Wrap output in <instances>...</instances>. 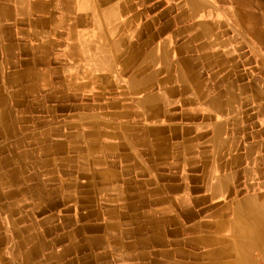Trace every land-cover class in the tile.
<instances>
[{
	"label": "crops",
	"instance_id": "obj_1",
	"mask_svg": "<svg viewBox=\"0 0 264 264\" xmlns=\"http://www.w3.org/2000/svg\"><path fill=\"white\" fill-rule=\"evenodd\" d=\"M83 5L86 11L76 10ZM84 13L88 14V22ZM101 13L108 18L107 31L116 29L123 31V35L111 42L101 32L104 37L93 50L102 48L107 57L97 61L108 64L111 74L112 57L125 54L119 62L124 77L121 80L126 81L133 74L144 77L142 81L146 76H154L151 88L136 97L142 101L156 96L157 100L148 103L149 110L145 112L137 103H131L133 96L126 87L118 86L117 99L108 102L110 109L118 105L117 110L112 114L105 112L115 123L108 122L104 127L98 122V141L104 150L91 157L85 155L86 158L81 153L77 123L65 125L63 119L60 123L63 125L49 130L44 117L35 120L31 113L38 109L56 118L55 105L44 106L45 100L52 102V75L59 72L63 75L60 81L72 80L73 66L77 62L85 64L80 59L82 54H76L82 42L72 40L70 31L80 30L82 41L88 45L95 40L94 35L90 36L91 25L98 23ZM68 16L76 21H67ZM117 17L122 21L116 22ZM0 21V130L5 117L12 131L19 134L18 138L0 135V140L4 147L11 144L15 149L20 145L30 149L29 144L35 149L46 146L49 152H39L31 160L26 171L29 180L35 175L43 176L52 194L75 187L72 190L81 199L77 208L69 204L72 210L60 211L61 214L76 217V213H84L88 208L80 215L81 219L98 220L81 221L86 228L76 234L80 243L75 247L80 250L69 255L76 264H127L125 258L134 255L167 264L168 256L162 251L165 247L157 245L151 235L162 229V211L174 216L183 230L196 221H230L243 200L264 194V0H0ZM112 23L118 27L111 29ZM52 34L60 39L61 60L57 68L50 66L49 54L55 46L47 38ZM40 35L45 39L43 45ZM129 49L132 53L128 57ZM37 50L42 55L40 59L36 58ZM19 52L27 58H18ZM40 63L44 67L37 69ZM87 69L86 65L84 71ZM24 81L28 84H23ZM72 81L78 84L77 79ZM77 92L76 97L91 95L90 100L96 99L95 94L101 95L99 91L90 92L88 87ZM57 97L61 99V93ZM73 105L58 108L68 110ZM125 122L140 126L133 128ZM90 161L94 165L86 163ZM69 174H76V178L64 179ZM214 183L217 185L212 186ZM108 186L112 194H118L111 201V217L106 209L102 210L107 206L98 203L95 196L98 192L104 197ZM181 196L183 202L174 200ZM64 209L67 207L61 208ZM56 211L59 210L49 214L56 215ZM110 218L109 232L96 226ZM59 223L64 227L70 225L67 230L75 224ZM92 224L96 225L87 228ZM132 230L134 233L130 235ZM143 236L147 244H137ZM189 236L184 230L178 235L182 239ZM89 237L102 239V246L99 249L91 244L85 246ZM171 237L167 235L170 241ZM67 244L66 241L64 245ZM185 245L183 249L191 253ZM98 255L101 260H95Z\"/></svg>",
	"mask_w": 264,
	"mask_h": 264
},
{
	"label": "bare ground",
	"instance_id": "obj_2",
	"mask_svg": "<svg viewBox=\"0 0 264 264\" xmlns=\"http://www.w3.org/2000/svg\"><path fill=\"white\" fill-rule=\"evenodd\" d=\"M42 6H43V4H42ZM49 6H50V4L48 5V7ZM84 6H86V5H83V7H78L76 10L79 11V12L86 11L87 9L84 8ZM62 8H64V6H62ZM64 10H66V9H64ZM13 12H14V10H13ZM57 12H59V11H57ZM53 13H55V12H53ZM62 17L63 16H61V18ZM71 17L68 16L67 17V21H76L75 19H73ZM94 19L95 18H93V20ZM97 19H98V23H92V25H91L92 31L90 33V36L91 37H92V35H94L93 37L95 38V40H91L88 45L85 44L82 41L81 36H80V30L74 29L73 31H70V36L69 37L72 40H74V41L81 40V42H82V48H79L78 49L79 52H76V54L77 53L82 54V56L80 57V59L85 62V64H83V65H81V64L79 65L78 62H77V65L73 66V68L71 70L69 69L70 70V73L71 74L73 73V77L75 78V80L77 79V81H78V84L76 83L77 84L76 86L79 85L77 87V89H80V88L83 89V88H87V87H88V89L91 88V86L93 84L92 83L93 82L92 72L95 73V72L98 71V73H100V71H102V70H107L106 71V74H108V71H109L108 70V64H106V63H100V62L97 61V59H99V58H106L107 57L106 54L103 53L104 52V49L99 48V50H97V51H95L93 49L96 48V45H99V43L102 41V38L104 37V36L102 37V35H100L101 32L103 34L105 32L106 36L108 38H110L111 39V42H112V38H114V33H115L116 29H114V31H110V30L107 31L106 26L108 24V18L106 16V13L105 14H103V13L99 14V16H98ZM77 20H79V19L77 18ZM112 20H113V17H111L110 21H112ZM118 36H119V34H118ZM87 37H89V36L87 35ZM91 50H93V51H91ZM178 56H179V53H178ZM112 58H114V57H112ZM180 58H182V57L180 56ZM168 62H169V60H168ZM86 65L88 66V69L86 71H84ZM110 66H111V63H110ZM128 67H130V66H128ZM106 74H101L102 75V80L105 81L106 85L108 84V87H110V89H111V85H110L111 82L106 81V77H105ZM11 76H13V75H11ZM73 77H72V80H74ZM137 77L138 76H135L133 74V76H131L126 81H122V80L118 79V80H120V81H118V86L121 87L123 85L124 88L126 87L127 90H128V92H129V94H131L133 96V98H135L139 94L146 93L151 88V86L153 85L152 83H154L153 81H150L151 78H153L154 76L153 77L152 76H146L145 77V81H142V79L144 77H142V78L141 77L137 78ZM127 90H126V93H127ZM89 96H91V95H86L85 97L89 99L90 98ZM160 99H162V98H160ZM113 100H116V99H113ZM155 100H157V97L156 96L149 97V98L147 97L146 99H144L142 101H139L137 103V106H138V108H140V109H142L143 111L146 112L147 110H149V109H147V107H149L148 106V103L150 104V102L155 101ZM116 106H118V105H116ZM87 107L89 109H92V108H94V109L100 108V106L98 104L97 105L88 104ZM128 113L126 112V114H128ZM155 114L156 113H153V115H152L153 118L155 117ZM138 119H140V118H138ZM91 120L90 119H87V120H85L82 123H80V124L77 125L78 126V129H79V139L81 140V146H80L81 153H83L82 155H84V156L89 154L88 157H91L93 154H96V153H101V150L103 149V145H101L99 143V141H98L99 140V135H100V134H98V128H99L98 122L91 121ZM144 120H146V119H144ZM3 122H4V126H3V129L0 130V135H4V136L6 135V137H13V135H15L18 138L19 137V134L18 133H14V131H12L13 128L10 127V124L9 123L8 124L6 123L5 117L2 118V123ZM102 124H104V127H106V125H107L106 123H100V126ZM65 125H67V124H65ZM71 129H73V128H71ZM110 129L112 130V128H110ZM123 129H124V127H123ZM147 132H148V130H147ZM48 134H49V132H48ZM64 134H66V133H64ZM76 134H77V132H76ZM107 134H108V132H107ZM67 135H68V133H67ZM107 136L109 137V135H107ZM124 136H126V135H124ZM63 137H64V135H63ZM111 137H112V134H111ZM29 146H30V149L27 146H25V145L24 146L23 145H20L18 147V149H15V147L14 146H11V144H7L6 148H7V150L10 153V155L8 157V160H11V163L13 164V174L19 177V181L12 187L11 190H9V192H7V190L5 188L0 189L1 190L0 191L1 192L0 198L2 197V199H4V194L5 193L6 194L9 193V194L15 195L23 203H26L27 202L26 199H23V197L26 198L25 195H27V192H25L26 191L25 190V186H26V183L25 182H27L28 179L30 178V177L27 176V172L26 171H28L29 168H30V166H31V160L32 159H35V157L38 156L37 154L39 152H42V151L45 152V153L46 152H49V150H48V148L46 146L44 148H40V149H35L30 144H29ZM141 147H143V146H141ZM11 149L13 150L12 152L10 151ZM199 153H200V151H199ZM201 156H203V154ZM8 160L4 161L3 163L7 162ZM44 160H45V158H44ZM52 160H54V159H52ZM96 160H97V158H96ZM93 162H94L95 165L97 164L94 160H93ZM86 163H88L89 165H94L91 161L90 162H86ZM139 163H140V161H139ZM34 165L36 166V163ZM37 165H39V163ZM47 165H50V163H47ZM56 168H55V171H57ZM62 170H64V169H62ZM94 172H96V171H94ZM44 173H47V172H44ZM96 173H98V172H96ZM75 178H76V176H75ZM34 180H35V178H34ZM218 181L223 184L222 179H218ZM38 185H40V184H38ZM213 185L216 186L217 183L212 184V186ZM71 186H72V184H71ZM90 187H91V185H90ZM103 187H104V185H103ZM221 187L223 188V186H221ZM58 189H59V186H58ZM105 189L107 190L108 193L105 192L106 195L104 197L100 193H98V192L96 193L95 196H97L96 199L99 201L98 203H101V204L103 203L104 205L107 206L105 212H106V214L108 216L111 217V214H112L111 213V201L117 199L118 194H112L111 193V191H112L111 190V187H109V186L106 187ZM61 190L62 189H60V192H61ZM87 190H89V189H87ZM216 190H217V188H216ZM149 191H151V190H149ZM91 198H93V197H91ZM52 200H54V199H52ZM174 200H176L178 203H181V202L184 201V198H182V196H181L179 198H174ZM6 204H7V206L9 208H11L13 211H15V209L13 207V202L9 201ZM36 210H38V206H35V209L31 210L29 212V215H23V214L19 213L18 210H16L15 214L12 213L13 216H12L11 221L9 223L10 226L12 227L13 234L15 235V237H18V240H19L18 241V244H20V245L24 246L25 248H27V251H26L25 255L23 256L24 258L21 259L20 264H29V259H30L31 255H32V253L34 254L35 257H38L40 255L39 253L44 254L45 251L47 252V255L46 256L44 255V257L42 259L37 260L34 264H76V261L74 259H71L69 255L71 253H72V255L73 254H76V252H78L80 250L78 247H75V246L79 245V243H80V242L79 243L77 242L76 234L77 233H80L81 231H83L86 228V224H82L81 225V221H74L75 224H72V228H70L69 230H67V228L70 225L64 228V225L62 223L61 224L59 223V224L56 225L57 227L55 228V229H58L60 231L59 234H57L55 232L53 233V228H47V229H45V228L42 227V226H44L46 224V221H38L36 219H34V221H30V223H28L26 221H23L25 218H30V216L33 217L35 215V213H36ZM162 214L163 215H162V220H161V225H162L161 231L158 234L152 233L151 235H153L152 236L153 239L155 238L154 239V242H156L157 245L160 244V245H163L165 247V248L162 249V251L165 252V256H168V262H166L167 264H249L251 252L253 250H255V249H259L260 246H261V244H262V242H264V194H258V195L254 196V197H250V198H247V199L243 200L240 203V205L238 206V208L236 209L235 216L230 221H196V222H193V224L189 225V227H187V229H184L183 228L184 231L190 233V236L187 239H182L183 237L182 238L178 237V235L180 233H182L183 230H182V227H180L178 225V223L176 222V218L174 216L170 215L167 210L162 211ZM92 222L97 223L96 221H92ZM77 225H79V226H77ZM93 225H96V224L89 225L87 228H92ZM19 226H21V227H19ZM50 226L51 225H49V227ZM82 226H84V227H82ZM96 226H100L101 230H103L104 232H109L111 230V218H110V221H108L107 223L105 221H99V224L96 225ZM227 231L229 232L228 235H226L225 233H223V232H227ZM133 233H134V230H132L129 234L130 235H133ZM106 235H107V233H106ZM167 235H171L172 236L171 237L172 238L171 241L167 238ZM50 237H52V238L49 239ZM89 239L87 241V238H86V240H85V246L86 245L89 246V244H91L95 249L96 248L99 249V247L102 246V244H103V241H101L102 239L99 240V238H97V237L96 238L95 237H89ZM145 239L146 238L143 236L142 240L141 241L139 240L137 244H139V245H146L147 244V241ZM27 241H29V242L32 241V245L29 246V247H27L28 246L27 245ZM66 241L68 242V244L67 245H64V243ZM150 243L152 244V242H150ZM184 244H186L185 246L192 251V252L190 251L192 254L191 253H188L187 251H185L183 249V245ZM107 245H110V243H107ZM56 247H59V249L56 250ZM189 254H191V255H189ZM188 255H189V258L187 257ZM100 256L101 255L96 256L95 260L96 259L97 260H101ZM146 257L147 256L141 258V257H138L137 255H134V256H131V258H125V261L128 262L127 264H161L160 261L156 260L155 258L153 260H151L150 258H148V260H147ZM0 261H1V259H0ZM144 261H146V262H144ZM0 264H8V263L5 262V261L4 262L1 261Z\"/></svg>",
	"mask_w": 264,
	"mask_h": 264
},
{
	"label": "rangeland",
	"instance_id": "obj_3",
	"mask_svg": "<svg viewBox=\"0 0 264 264\" xmlns=\"http://www.w3.org/2000/svg\"><path fill=\"white\" fill-rule=\"evenodd\" d=\"M84 13L83 18H85V21H89V17L87 16L88 14ZM116 22H121L122 18H116ZM7 25V24H6ZM12 27L15 28L13 24H10ZM5 26V25H4ZM3 26V27H4ZM114 26L118 27V24L114 25L112 23L111 29H114ZM14 33V31H13ZM13 33H10L11 35ZM119 34V36H118ZM123 35V31H116L114 38H120V36ZM15 37V36H14ZM40 44L43 45L45 43V39L43 35H40ZM48 42L50 45L55 46L53 49L51 48V52L49 54V57L51 58V63L50 66L54 67H59L60 65V60H61V51H60V45L59 44V37L57 34H52V36H48L47 38ZM58 45V46H56ZM25 51V50H24ZM132 53V50H127L126 54L128 57ZM18 58L21 60H24L27 58V55H25L23 52H19L17 54ZM36 58H41V53L40 50L36 51ZM125 57V54H123L122 57L117 56L115 59H111V74L108 75L106 74L107 70H102L100 73L92 72V79H93V84L91 88L88 90L90 92L93 91H99L101 95L98 93L93 95L94 98L93 100H90L86 97H76L78 94L76 87L75 81L68 80V81H60L61 76H63L61 73L53 74L51 77V93L53 95L52 97V102L49 101L48 99L45 100L44 106L50 107L55 105V110L56 113V118L51 114V113H42L40 110L35 109L31 115L34 116L35 120L40 117H44L46 121V125L49 130L52 128L54 129L55 126L63 125L60 124L63 119H64V124H80L83 121L87 119H92L91 121H96L99 123H108L111 122V125L115 123L113 118L111 117V120H109L105 116V112L111 111V114L117 110V107H112L111 109L108 107V102L112 99H117V92H118V81L123 79L124 77L122 76L123 74L121 73V63L123 58ZM41 61V60H40ZM44 63H40V65L36 66V68H43ZM91 72V71H90ZM101 74H106V81L111 82V89L108 87V84L106 85L105 81L102 80V75ZM101 75V76H100ZM120 79V80H118ZM23 84H28V81H24ZM74 86V87H73ZM108 87V88H107ZM57 93H61L62 98L60 99L57 97ZM33 99V98H29ZM56 100H59L58 102H55ZM61 100V101H60ZM140 100L139 97H135L131 100L132 104L138 103ZM74 104V105H73ZM88 104L92 105H99L102 107L101 109L93 110L89 109L87 107ZM107 104V106L104 108L103 105ZM74 106L68 110H59L58 106ZM36 107V105H35ZM50 118V119H49ZM42 119V118H41ZM58 120L57 122H55ZM44 121V120H43ZM152 123V122H149ZM126 125H130L133 128H139L140 123H133V122H125ZM39 131V130H38ZM4 142L0 140V189L5 188L7 192L12 189V187L19 181V177L13 174V164L11 163V160H8L9 153L6 147L3 146ZM8 160L7 162L3 163L4 161ZM8 166V167H7ZM8 169V170H7ZM76 174H69L65 175L64 178H73L75 177ZM32 179L29 180L26 183L25 186V192H27L26 198L23 197V199H26L27 202L23 203L19 198H17L13 194L5 193L4 194V199L2 197L0 198V259L2 262H7L8 264H20V261L23 256L25 255L27 248L24 246L18 244V237H15L12 231V227L10 226V221L12 218V213L15 214L16 210L19 211V213L23 215H29V212L33 209H35V206H38V210H36V213L33 217L30 216V218H25L23 221H26L30 223V221H34V219L38 221H46V224L42 226L43 228H53V233L59 234V230L55 229L57 226V223L60 221H76L77 218L80 221H98L93 218H84L81 219L80 215L84 214L88 208L84 209V213H76V217H72L69 214H64L62 215L60 211L62 212H67V210H72L70 208H73L75 205V208H77V202L79 198H76L75 193L72 189H63L62 192H58V194H52L49 191V187H47L44 183V177L43 176H38V177H31ZM35 178V180H34ZM84 181V180H83ZM100 183V182H99ZM98 183V185H100ZM40 184V185H38ZM49 185H53V182L49 181ZM29 185V186H28ZM73 185V184H72ZM38 187V188H37ZM74 189V188H73ZM28 190V191H27ZM1 191V190H0ZM41 192V193H40ZM65 193V194H64ZM1 195V192H0ZM35 195V196H34ZM61 195V196H60ZM56 196V197H55ZM72 196V197H71ZM22 197V196H21ZM69 199L64 200V199ZM71 198V199H70ZM75 198V199H74ZM29 199V200H28ZM54 199V200H52ZM13 202V207L15 211H13L11 208L7 206V202ZM77 201V202H76ZM44 202V203H43ZM3 203V204H2ZM69 204H72L73 207H70ZM87 204V203H86ZM85 204V206H87ZM43 205V206H42ZM62 207H67L65 210H61ZM106 207H102V210H105ZM52 210H59L56 211L55 214H49L50 211ZM62 215V216H61ZM32 218V219H31ZM10 219V220H9ZM53 220V221H52ZM52 221V222H51ZM25 222V223H26ZM47 225V226H46ZM49 225H51L49 227ZM22 226V225H21ZM19 226V227H21ZM65 228V227H64ZM2 232V233H1ZM30 234V233H29ZM50 239V238H49ZM16 245V246H15ZM27 247L32 245V241L29 242L27 241ZM23 249V250H22ZM13 250V251H12ZM40 255L38 257H35L34 254L32 253L30 259H29V264H34L37 260L42 259L44 255H47V252L45 251L44 254L39 253ZM13 256V257H12ZM16 258V259H15ZM20 259V260H19ZM0 261V262H1ZM17 261V262H16ZM254 261V262H253ZM264 264V242H262L261 246L259 249H255L251 252L250 255V262L249 264Z\"/></svg>",
	"mask_w": 264,
	"mask_h": 264
}]
</instances>
